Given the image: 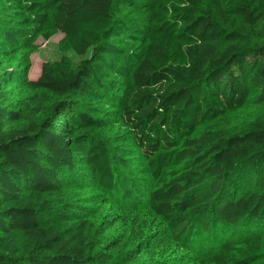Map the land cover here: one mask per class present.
Segmentation results:
<instances>
[{"label": "trees", "instance_id": "obj_1", "mask_svg": "<svg viewBox=\"0 0 264 264\" xmlns=\"http://www.w3.org/2000/svg\"><path fill=\"white\" fill-rule=\"evenodd\" d=\"M260 225L264 0H0V264H254Z\"/></svg>", "mask_w": 264, "mask_h": 264}, {"label": "rangeland", "instance_id": "obj_2", "mask_svg": "<svg viewBox=\"0 0 264 264\" xmlns=\"http://www.w3.org/2000/svg\"><path fill=\"white\" fill-rule=\"evenodd\" d=\"M65 59L70 66H75L79 60L82 58L78 56L72 49L68 48L64 41V35L61 32H56L53 36L48 39L43 37H38L33 44V52L27 56L28 64L23 68L25 69L26 78L27 79H36L41 70V66L44 62H53L59 59ZM251 167L248 163L244 161H240L237 163L235 172L232 175V181L234 183L244 185L248 183L249 173ZM255 230H263L264 233V225H260L258 228H254ZM212 234H208L207 237L199 239L198 242L204 245V249H208L211 244L216 242V238L213 239L211 237ZM150 236L146 237V239H150ZM194 247V246H193ZM192 250L188 251L183 247H174L171 246L167 252V256L164 257L166 261L164 264H197L194 258V255L200 256L205 251L199 250L198 244ZM127 254L126 249H122L117 252L115 261L119 264H124L122 258ZM160 253H157V256ZM139 261H145V259L152 258L151 256H140ZM194 258V259H193ZM254 264H264V253L260 257L259 261Z\"/></svg>", "mask_w": 264, "mask_h": 264}]
</instances>
